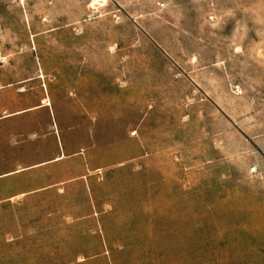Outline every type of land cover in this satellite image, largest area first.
<instances>
[{
    "label": "rangeland",
    "instance_id": "374dc122",
    "mask_svg": "<svg viewBox=\"0 0 264 264\" xmlns=\"http://www.w3.org/2000/svg\"><path fill=\"white\" fill-rule=\"evenodd\" d=\"M0 100V264H264V0H0Z\"/></svg>",
    "mask_w": 264,
    "mask_h": 264
},
{
    "label": "crops",
    "instance_id": "0c3cea01",
    "mask_svg": "<svg viewBox=\"0 0 264 264\" xmlns=\"http://www.w3.org/2000/svg\"><path fill=\"white\" fill-rule=\"evenodd\" d=\"M42 102V101H41ZM11 104H9L5 108H10ZM46 105L40 104L36 108H23L20 107L19 110L13 112V113H7L1 115V100H0V183L6 182V180L17 177H26L29 174V169L31 168V162H28L25 164L24 161L17 162L15 164L8 163L10 158V148L17 147L19 148L21 154L24 153L26 149L27 142L25 139L29 140V145L32 144L33 139L35 141H47L50 139L53 143V153L55 152V143H56V137L54 134L48 136L47 135V126L44 128L41 126L38 120V114H41V111H43V107ZM33 111H36L32 113ZM45 114L47 115V111L45 110ZM29 117V122L31 123L32 118L34 120V123L36 125V128L38 130L36 132H32L31 130L29 133L25 136L23 134H16L13 135L11 128L13 125L16 124H22L26 120V117ZM3 133H5V137H3ZM58 140L60 139L59 134L57 133ZM34 141V142H35ZM64 158V156L59 155L57 158L53 159L52 162H57ZM29 190V189H28ZM26 190L14 192L11 194H8L6 196H0V203L9 201L15 196L22 195L25 193ZM2 198V199H1Z\"/></svg>",
    "mask_w": 264,
    "mask_h": 264
},
{
    "label": "bare ground",
    "instance_id": "6f19581e",
    "mask_svg": "<svg viewBox=\"0 0 264 264\" xmlns=\"http://www.w3.org/2000/svg\"><path fill=\"white\" fill-rule=\"evenodd\" d=\"M43 102L45 103L46 106L50 105V103H48V100H44Z\"/></svg>",
    "mask_w": 264,
    "mask_h": 264
}]
</instances>
